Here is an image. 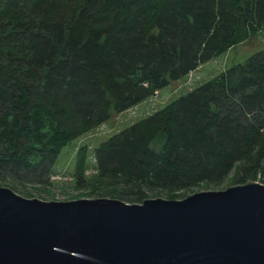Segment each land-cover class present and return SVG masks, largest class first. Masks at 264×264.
Segmentation results:
<instances>
[{
	"label": "trees",
	"instance_id": "1",
	"mask_svg": "<svg viewBox=\"0 0 264 264\" xmlns=\"http://www.w3.org/2000/svg\"><path fill=\"white\" fill-rule=\"evenodd\" d=\"M264 28V0H0V186L30 196L68 143ZM76 188L141 203L264 184V47L93 148ZM230 174V175H229Z\"/></svg>",
	"mask_w": 264,
	"mask_h": 264
},
{
	"label": "water",
	"instance_id": "2",
	"mask_svg": "<svg viewBox=\"0 0 264 264\" xmlns=\"http://www.w3.org/2000/svg\"><path fill=\"white\" fill-rule=\"evenodd\" d=\"M0 264H264V184L141 203L0 186Z\"/></svg>",
	"mask_w": 264,
	"mask_h": 264
},
{
	"label": "rangeland",
	"instance_id": "3",
	"mask_svg": "<svg viewBox=\"0 0 264 264\" xmlns=\"http://www.w3.org/2000/svg\"><path fill=\"white\" fill-rule=\"evenodd\" d=\"M262 47H264V28L246 41L231 46L214 58L199 64V66L191 72H188L184 77L159 88L153 94L149 95V97L136 105L106 120L101 125L84 135L71 140L61 151L60 156L55 163L53 172L49 176V182H45L47 184H26V187L30 192V196L27 195V197H35L47 201H69L79 198L98 197V195H92L87 189L76 188V185L72 180L71 174L74 169L75 152L78 147L82 145L88 147L90 167L85 171V174L88 176L96 171L92 157L93 148H95L101 141L106 140L119 130L149 115L154 110L161 108L169 101L186 93L190 88L212 78L223 69L232 64L243 61ZM229 177L230 176H227L220 186L211 190H220L230 186V183H228ZM202 190H207V188L196 187L188 191L183 190L177 192L178 198L176 199H181L192 192ZM150 197L152 198L153 196Z\"/></svg>",
	"mask_w": 264,
	"mask_h": 264
}]
</instances>
